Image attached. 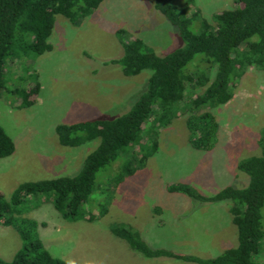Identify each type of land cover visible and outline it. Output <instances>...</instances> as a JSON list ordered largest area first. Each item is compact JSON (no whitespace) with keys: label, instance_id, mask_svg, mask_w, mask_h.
Segmentation results:
<instances>
[{"label":"rangeland","instance_id":"1","mask_svg":"<svg viewBox=\"0 0 264 264\" xmlns=\"http://www.w3.org/2000/svg\"><path fill=\"white\" fill-rule=\"evenodd\" d=\"M175 1L181 9L188 0ZM233 3L194 0L187 16L199 10L213 23V16L231 9ZM196 26L194 22L191 28ZM117 30L125 32L126 40L141 39L157 55L181 45L176 28L156 11L154 0H104L78 25L56 15L48 40L50 52L7 60L5 88L0 92V126L14 149L0 159V194L6 199L21 183L76 175L99 145L96 139L62 146L56 126L115 119L126 114L145 90L149 71L126 77L119 65L108 63L123 55ZM34 84L39 90L35 104L16 108L19 99L10 92L29 90ZM190 95L191 91L187 98ZM209 111L219 124L212 150L191 147L183 116L177 114L159 132L157 152L131 177L117 178L124 163L122 155L97 174L95 191L83 210L85 218L65 219L52 201L38 202L40 195H31L20 204L17 216L44 222L38 227L44 247L71 264H197L170 257L147 258L111 234L109 226L114 223L132 226L151 248L180 254L206 258L235 247L237 230L230 200L203 202L181 192H168L167 187L185 184L211 195L227 186L247 185L248 177L237 166L261 154L258 137L264 128V73L248 68L235 84L232 99ZM144 148L148 151L151 143ZM262 215L264 229V206ZM21 242L13 227L0 224L2 259L11 260ZM260 257L264 260V254Z\"/></svg>","mask_w":264,"mask_h":264},{"label":"trees","instance_id":"2","mask_svg":"<svg viewBox=\"0 0 264 264\" xmlns=\"http://www.w3.org/2000/svg\"><path fill=\"white\" fill-rule=\"evenodd\" d=\"M103 1L0 0V92L5 88L3 71L8 59L19 60L22 54L30 53L40 56L52 50L48 40L56 15H63L71 24L78 25ZM193 4L194 0H188L179 9L181 4L174 0H154L156 11L176 28L181 43L168 54L157 55L141 39L126 40L123 30L116 31L123 55L108 63L119 65L126 77L149 71L145 90L126 114L115 119L55 127L62 146L81 145L96 139L100 140L99 145L72 177L21 183L10 199L0 194V224L13 227L22 241L11 260L0 257V264H71L52 256L44 247L38 227L45 223L18 217L17 207L29 196L40 195L38 202L41 199L52 201L65 219L85 218L83 210L88 208L87 202L95 191L97 174L122 155L124 163L117 178L120 181L131 177L157 152L159 132L170 125L177 114L183 116L192 148L201 151L214 148L219 124L209 110L232 99L235 84L246 75L248 68L264 73V0H234L231 9L213 16V23L204 19L199 10L187 16ZM194 22L197 28L192 29ZM191 62L194 64L189 65ZM189 91L191 95L187 98ZM38 92L34 84L29 90L14 89L10 93L19 99L16 108L26 109L35 104ZM148 142L151 148L147 151L144 146ZM258 145L261 154L244 159L237 166L248 177L243 188L227 186L205 195L185 184L167 187L168 192H181L203 202L230 200L232 222L237 230L235 247L202 258L151 248L137 230L125 223L110 225L111 234L147 258L170 257L197 264H264L259 258L264 254V128ZM13 149L12 141L0 126V159L6 158ZM155 210L160 211L159 207Z\"/></svg>","mask_w":264,"mask_h":264}]
</instances>
